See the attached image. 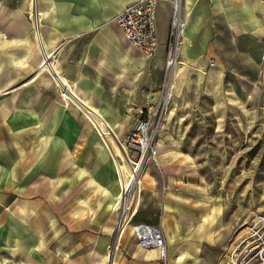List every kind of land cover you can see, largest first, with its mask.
Here are the masks:
<instances>
[{
  "label": "crops",
  "instance_id": "0c3cea01",
  "mask_svg": "<svg viewBox=\"0 0 264 264\" xmlns=\"http://www.w3.org/2000/svg\"><path fill=\"white\" fill-rule=\"evenodd\" d=\"M130 1L0 0V264H228L245 232L227 244L202 182L160 130L138 206L117 231L110 152L121 157L117 142L153 103L172 16V4L160 1L158 46L146 58L114 19ZM182 12L172 95L197 73L236 104H256L264 0H182ZM119 169L127 190L132 170L125 159ZM139 224L160 227L164 260L139 244Z\"/></svg>",
  "mask_w": 264,
  "mask_h": 264
},
{
  "label": "rangeland",
  "instance_id": "374dc122",
  "mask_svg": "<svg viewBox=\"0 0 264 264\" xmlns=\"http://www.w3.org/2000/svg\"><path fill=\"white\" fill-rule=\"evenodd\" d=\"M170 78V71L164 73L155 88V129L168 133L181 152L177 159L202 182V199L215 212L212 220L228 244L264 213V92L259 76L261 92L249 109L226 91L209 88L204 74L190 73L179 93L169 96Z\"/></svg>",
  "mask_w": 264,
  "mask_h": 264
},
{
  "label": "built area",
  "instance_id": "2783aa9c",
  "mask_svg": "<svg viewBox=\"0 0 264 264\" xmlns=\"http://www.w3.org/2000/svg\"><path fill=\"white\" fill-rule=\"evenodd\" d=\"M160 1L172 4L171 28L165 58L166 74L171 70L172 61L177 58V50L182 42L184 25L182 0H132L115 14L114 19L125 37L143 56L151 58L158 46L155 19L156 7ZM43 67L49 68L47 58L43 61ZM259 79L264 92V50L261 55ZM63 93L68 95L65 90ZM155 120L154 106L147 104L128 135L121 142H117L121 149V157L110 152L119 181V192L112 205L118 214V232L124 228L125 221L126 224L130 222L138 206L141 189L136 191L137 177L142 176L147 160H157ZM123 159L129 163L132 170V183L127 190L123 189L119 169ZM244 229L245 232L238 242L227 252L228 264H264V213L257 214ZM135 231L142 247H157L160 258L162 260L166 258L165 240L160 227L139 224L135 226Z\"/></svg>",
  "mask_w": 264,
  "mask_h": 264
},
{
  "label": "bare ground",
  "instance_id": "6f19581e",
  "mask_svg": "<svg viewBox=\"0 0 264 264\" xmlns=\"http://www.w3.org/2000/svg\"><path fill=\"white\" fill-rule=\"evenodd\" d=\"M34 4H35V3H34ZM33 16H34V20H35V22H38V20H39V12H38L37 10L34 11ZM32 18H33V17H32ZM184 30H185V23H184V25H183L182 42H181V44H180V46L178 47V50H177L178 54H180L181 47H182V45H183V43H184ZM40 38H41V37H40ZM177 63H178V59H177V58H176L175 60L172 61V66H171V70H170V76H171V78H170V83H169V85H168V95H169V96L172 95V93H171V85H172V79H173V76H175V74H176V73L174 74V72H175V68H176ZM167 107H168V105L166 104V109H167ZM158 134H159V130H157V132H156V137H155V145H156V148H157V144L160 143V142H158V140H157V136H158ZM113 143H114V142H113ZM156 143H157V144H156ZM117 144H118V143H117ZM141 179H142V176H141L140 178L137 177L136 190H137L138 186L140 185ZM131 183H132V178L130 179V182H129V188H130V184H131ZM112 252H113V251H112Z\"/></svg>",
  "mask_w": 264,
  "mask_h": 264
}]
</instances>
